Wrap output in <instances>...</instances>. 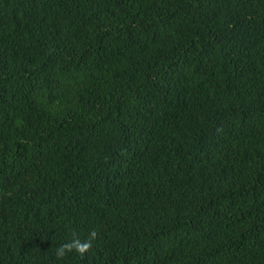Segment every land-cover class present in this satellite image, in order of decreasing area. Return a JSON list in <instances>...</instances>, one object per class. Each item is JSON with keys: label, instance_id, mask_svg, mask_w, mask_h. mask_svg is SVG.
Listing matches in <instances>:
<instances>
[{"label": "trees", "instance_id": "1", "mask_svg": "<svg viewBox=\"0 0 264 264\" xmlns=\"http://www.w3.org/2000/svg\"><path fill=\"white\" fill-rule=\"evenodd\" d=\"M0 264H264V0H0Z\"/></svg>", "mask_w": 264, "mask_h": 264}, {"label": "clouds", "instance_id": "2", "mask_svg": "<svg viewBox=\"0 0 264 264\" xmlns=\"http://www.w3.org/2000/svg\"><path fill=\"white\" fill-rule=\"evenodd\" d=\"M98 238L97 230L90 231L88 238L81 240L78 236L73 235L68 242L61 244L55 251V256L58 259H64L68 253L76 252L81 257H84L93 247V242Z\"/></svg>", "mask_w": 264, "mask_h": 264}]
</instances>
